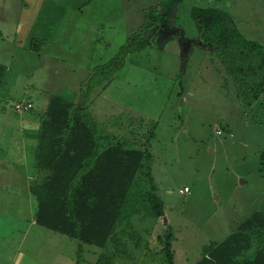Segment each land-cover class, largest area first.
Instances as JSON below:
<instances>
[{"label":"rangeland","instance_id":"obj_1","mask_svg":"<svg viewBox=\"0 0 264 264\" xmlns=\"http://www.w3.org/2000/svg\"><path fill=\"white\" fill-rule=\"evenodd\" d=\"M158 1L0 0V63L7 67L0 89L4 213L27 219L36 210V199L23 188L27 177L46 174L34 166V151L38 121L50 98L77 102L94 68L118 52ZM202 4L217 6L264 45V0H187L169 11L157 45L131 55L90 103L106 131L135 146L157 122L153 177L166 204L175 264H194L205 245L225 239L264 205V100L250 105L240 97L234 78L192 27L190 9ZM34 38L45 41L38 51L30 49ZM25 101L33 108L18 112L17 104ZM185 187L189 191L182 194ZM133 220L146 246L135 250L130 243L135 253L115 264H167L158 238L168 233L163 221ZM38 228L23 248L27 254L29 238L39 242L36 264H75L78 258L80 264H94L102 250L83 244L78 257L77 239ZM51 249L72 261L63 255L53 261L45 255Z\"/></svg>","mask_w":264,"mask_h":264},{"label":"trees","instance_id":"obj_2","mask_svg":"<svg viewBox=\"0 0 264 264\" xmlns=\"http://www.w3.org/2000/svg\"><path fill=\"white\" fill-rule=\"evenodd\" d=\"M185 1L159 0L118 52L94 68L82 84L77 102L53 95L39 119L37 167L47 174L31 186L37 202L35 221L77 239L78 257L83 244L101 248L94 264L130 258L135 253L130 243L135 250L146 246L136 230V216L163 221L168 233L158 238L164 243L167 264H175L166 204L153 177L151 142L157 122L151 123L146 141L135 146L106 131L91 112L90 103L94 92L109 85L131 55L157 45L159 29L170 21L169 11ZM190 20L206 47L221 60L226 74L238 84L240 97L250 105L263 101L264 45L241 31L217 6L193 5ZM43 44L42 38H34L30 49L38 51ZM6 73L7 67L0 63V89ZM261 167L264 173V152ZM127 238L131 242H124ZM79 262L80 258L76 264ZM194 264H264V205L225 239L205 245Z\"/></svg>","mask_w":264,"mask_h":264},{"label":"crops","instance_id":"obj_3","mask_svg":"<svg viewBox=\"0 0 264 264\" xmlns=\"http://www.w3.org/2000/svg\"><path fill=\"white\" fill-rule=\"evenodd\" d=\"M39 124V121H38ZM36 136L39 139V130L36 129ZM38 145V143H37ZM36 150L35 149V163L34 166L37 167V158H36ZM47 174V173H46ZM43 174L41 177H27L26 178V189L23 188L26 193H28L31 197H34L31 192V186L35 182H39L43 180L46 176ZM29 179V180H28ZM1 183V182H0ZM29 183V184H28ZM31 183V184H30ZM36 212V210H35ZM35 212L33 216L27 217V219L19 218L16 216H9L2 209H0V264H36V261L33 257L36 256L37 251L36 247L39 242H33L35 239L29 238L31 242H29V251L27 254H23L24 247L28 242L26 240L30 236L32 232L34 234H38L39 225L35 221ZM50 243V247H55V245H60L62 248L64 242H48ZM25 255V256H24ZM45 255L52 258L53 261L59 259L58 256L63 255L61 258H65L68 263L72 261L71 256H65L63 251H58L56 249L47 250ZM25 257V258H24ZM65 261V260H64ZM76 264V261H75Z\"/></svg>","mask_w":264,"mask_h":264},{"label":"built area","instance_id":"obj_4","mask_svg":"<svg viewBox=\"0 0 264 264\" xmlns=\"http://www.w3.org/2000/svg\"><path fill=\"white\" fill-rule=\"evenodd\" d=\"M32 107V104L29 103V102H23V103H19L17 104L16 106V110L20 113L30 109ZM219 133H221V130H219ZM189 191V188L188 187H185L184 189H181L180 192L183 194V193H186Z\"/></svg>","mask_w":264,"mask_h":264}]
</instances>
